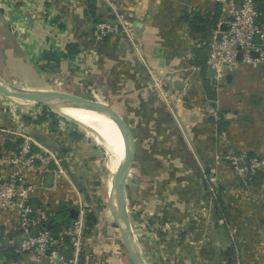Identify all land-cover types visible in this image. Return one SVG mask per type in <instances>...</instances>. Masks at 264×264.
Masks as SVG:
<instances>
[{
    "label": "crops",
    "instance_id": "1",
    "mask_svg": "<svg viewBox=\"0 0 264 264\" xmlns=\"http://www.w3.org/2000/svg\"><path fill=\"white\" fill-rule=\"evenodd\" d=\"M32 1L36 5L41 3L45 7L46 15L41 21H34L29 14H24L18 8L21 0L0 1L3 10L0 15L1 21L17 22L23 27V33H28L25 39L17 36L20 39L17 43L22 62L29 64L35 74L38 72L41 77L44 75L49 89L53 86L66 92L88 95L89 97H85L106 103L114 109L134 136L136 150L131 163H134V166L137 164L144 167H147L145 166L147 164L153 166V169L148 171L149 178L157 176L162 182H173L183 176L190 179L187 176L191 172L185 169L189 164H195L200 160L197 157H184L183 149L213 148L216 144H213L211 137L215 134L222 135L223 142L218 141L217 144L220 143L219 145L224 149L231 148L238 153L264 155V63L252 65L241 62L237 69L226 74L219 88H213L214 98L210 99L205 95L198 68L188 62L192 47L198 45L199 35L190 33L186 21L181 18L182 10L185 8L187 11H211L214 0H97L95 16L98 22L95 24L83 14L85 0ZM216 2L221 4L219 19H222L226 15V9L221 2ZM10 8L15 9L17 14L13 15L9 12ZM115 10L129 19L133 36L139 44V55L134 53L131 43L121 29H118V17L115 18L112 13L116 15ZM134 22L139 26L138 34L134 32L132 25ZM98 23L105 24L107 28L114 27L115 31L111 29L99 34L95 31ZM256 24L262 32L264 13L257 18ZM69 44H75V51L72 53L67 52L66 48ZM46 50L56 52L59 58L56 64L49 60L47 63L53 65L44 68L45 62L41 60L40 63L39 56ZM160 59L162 65L158 66ZM147 65L170 73L169 86L173 93L184 87L185 94L182 95L181 100L171 102V109L163 104L157 90L148 86L145 69ZM183 78L187 80L186 86L182 84ZM32 83L30 85H38L37 88L46 89L44 84L40 85L41 81ZM219 117L226 121V125L221 129L215 124ZM0 125L7 128L17 127L4 131L6 133L0 128L1 175L7 174L15 166L5 161L12 150L2 147L4 138H20L21 134L26 135L21 129L28 126L32 131L41 133L44 138L53 141L58 156L65 158L69 171L75 177L73 180L66 174L61 162L65 175L60 176L53 186H50V171H45L43 174L38 170L25 173V180L33 185L31 196L37 200L38 207L54 209L60 202L66 201L73 218L79 208H84L85 212L95 210L98 194L95 192V183H91L93 179L90 178L96 167L94 165L99 150L90 136L76 131L64 121L57 122L59 129L51 128L46 123L39 124L43 127L40 129L39 125L29 127L18 118L11 121L3 119L0 115ZM176 132L181 133L178 137L179 142L175 141L176 137L173 135L174 133L177 135ZM154 144L157 146L154 147L155 150L164 149L166 152L153 153V148L151 149L150 146ZM33 148L39 152H42L43 148L53 149L38 141L33 144ZM51 165L52 162H49V166ZM133 169L139 170V167ZM181 169H184L183 173L177 171ZM191 175L196 176L194 173ZM226 179L229 180L230 177ZM249 182L248 185H251L254 193L246 195L248 199H244L250 200L248 203L250 205L245 204L237 210L239 215L236 224L241 234L254 232L249 237L255 235L252 237L255 242L258 238L262 240L259 236L264 238V206L261 203H264V173L256 175L254 180L249 178ZM182 188L183 192H144L141 188L139 190L130 188L128 197L135 205L138 220L135 221L131 216L129 224L132 231L133 229L141 231L138 238L141 242L139 244L143 245L142 252L147 256L149 264H224L225 260L217 256L216 250L225 240L223 237H214V229L219 226L212 211L207 213L206 210L205 217L199 215L200 212L197 211L198 217L194 218L195 214L187 207L185 211L193 214L192 219L183 216L179 221L180 228L195 224V241L203 248L193 254L184 252L188 248L186 244L178 247L175 245L176 240L170 241L169 234H162L160 220L164 218L163 216L156 218L152 216L153 213H159L158 201L154 199L157 195L169 205L165 209L166 213L171 214L173 208L179 210L178 204L182 203L180 198L191 197L185 192L187 186ZM226 192L230 191L226 190ZM205 196L208 197V193ZM173 198L175 200H172ZM206 205L208 206L207 202ZM107 208L112 217L109 203ZM247 211L251 212V215L258 214L257 216L261 217L260 228L256 223L255 215L254 220L247 221ZM93 213L95 221L86 230L84 229L76 264L102 262L93 236L88 237L93 225L97 223L96 212ZM176 213L180 215L183 211ZM143 222L144 226H141ZM17 228L14 213L0 209V264H44L45 257L16 249ZM91 234L93 235V232ZM246 239L244 238V243ZM247 244L253 242L249 241ZM11 246H14L17 253L15 257L5 254V249ZM95 254H98V257H95ZM252 258L253 261L249 259L246 261L247 264L251 262L254 264L255 261L257 264H264V253L258 258Z\"/></svg>",
    "mask_w": 264,
    "mask_h": 264
},
{
    "label": "rangeland",
    "instance_id": "2",
    "mask_svg": "<svg viewBox=\"0 0 264 264\" xmlns=\"http://www.w3.org/2000/svg\"><path fill=\"white\" fill-rule=\"evenodd\" d=\"M21 1V5L18 8H20L22 12H24V14L30 13L28 9L29 6H27L26 3L31 2L32 0ZM214 1L216 2L218 0ZM2 11V7H0V15L2 14ZM8 11L11 12L13 15L17 14V11H15V9L13 8L8 9ZM112 13L113 16L116 18L114 12ZM115 13L119 16L121 21H127V24L124 25L130 26L128 22L129 19H127L123 13L117 10H115ZM30 18L33 19V17ZM117 25L118 29L120 28L122 31L120 24L117 23ZM59 27L61 26L59 25ZM122 33L124 32L122 31ZM27 34L28 33L26 32L23 33V27L21 25H18L17 22L7 21L6 23H4L1 21L0 18V77L7 83L17 88H37L38 85H30V83H36L37 81H41L40 85L44 84L46 88H49V85H46V79L44 78V75H42L41 77L38 72L37 74H35L36 72H33V70L30 69V65L27 63H23L21 60V55L18 52L19 46L17 43V40L20 39L17 36H22L25 39V36ZM42 43L44 45V40ZM259 47L262 51H264V29L262 30V39L260 41ZM40 57L41 55L39 56V62L41 63L42 59ZM263 63L264 58L261 63H258L256 65ZM161 71L163 70L161 69ZM209 81L210 87L212 89H217L219 88L221 83L224 82V79L220 80L216 84H214L212 80H210V78ZM48 83L50 82L48 81ZM50 88L61 90L58 89L59 87L51 86ZM85 96L88 95H84V97ZM205 110H203L204 114H206ZM43 111L53 116L51 118H44L42 121L36 123V115H39ZM0 115L3 117V119H8L11 121L17 120L18 118L21 122L23 121V124L29 125V127H35L39 124L44 125V123H46L47 125L49 124L51 128H57V122L64 121L66 123H69L71 127H73V129H75L76 131L83 132L88 135V137L90 136L89 138L96 143L95 146L98 148L99 153L96 157L97 162L94 165L96 167L94 168L92 176L90 178L91 180L93 179L91 183H95V192L98 194L95 200L97 207L95 208V210L93 209V212H96L97 223L96 225H93L94 228L92 227L93 230L91 229L90 231L91 233L93 232V235L89 233L88 237L93 236L94 242L97 244L96 248L99 249L98 251L102 260L101 264H132L128 253L126 252L122 244L119 230L113 218L110 216V212L107 208L108 202L106 200V195L109 187L108 183L113 175L112 167L109 166L110 155L112 154V150H114L115 146L107 142L105 139L98 137L94 129L86 128L84 125L65 116L63 113L58 112L56 108L51 107L47 104L45 105L39 102L12 98L0 94ZM52 118H54L55 120L53 125H51V121H53ZM43 121L45 122L42 123ZM39 127L40 129L43 128L41 125H39ZM0 128H3L4 132L7 130H13V128L16 129L17 127L11 126L10 128H7L6 126L0 125ZM45 129L48 130V127L45 126ZM51 130L54 131L56 129ZM57 131L60 132L61 130ZM176 133L177 135L175 133L173 135H175L176 137L175 141L179 142L178 137L181 136V133ZM107 135L109 134L107 133ZM211 139L213 144H216L213 148L201 147L198 149H183L184 157H197L200 160L195 164H189V167L185 169L189 170L191 174H196V176H193L187 173V177H190L191 180L187 179L186 176H183L182 178L177 179L173 182H162L158 179L157 176H151L152 178L148 177V171L152 170L153 166H149V164L145 165L147 167H144V165L140 164L134 166V163H131L130 167H128L127 169V178L125 179V183L123 186L125 214L127 216L128 222L129 220L131 222V216L133 217L132 219H135L136 221L138 212H135V205L133 204V201H131L128 197V192H130V188L135 190H139L141 188L144 190V192H183L182 186H187L185 192H188L191 197L180 198V200L182 201L181 204H178V208L180 209L178 210L177 208H173L171 214L165 212V209L169 205L163 202L164 199L159 198L158 195V197H154V199H157L158 201L157 203L159 213H153L152 216L154 218L160 215L164 217L160 220V230L162 234H169L171 236L170 241L176 240V244H174L178 247H180V245L182 246L183 244H186L188 248L185 249L184 252H191V254L196 253L197 250H200L201 248H203V246L195 241V224L180 228L179 221H181V218L183 216L192 219V215L195 214L194 218H196L195 216L198 217V215L196 214L197 211L200 212L199 215H201L202 217H205L207 215L206 210L207 213L209 211H212L219 226L215 227L214 229V237H223L226 242H224L223 245H221L220 243V245L218 246V250H216L217 256L220 259L222 258L221 260H225L224 264H247V260L250 259L251 261H253L252 257L258 258L260 257L261 253H264V238L262 236H259L262 238V240L258 238L255 239L254 242V239L252 237H254L255 235L249 237L251 234H254V232L250 231L246 235L244 233L241 234L239 232V229L236 224V218L239 215V213H237V210L245 204L247 206L250 205L248 204L250 200H244L248 199L246 195H251L252 193H254V190L252 189L251 185H248L250 183L248 174L253 173L255 175H260L261 173H264V155H261L260 153H238L233 151L231 148L224 149L221 147V145H219L220 143L217 144L218 141L223 142L222 135L219 134L212 135ZM155 146L156 144L150 146L151 149L153 148L154 150H152L153 153L155 152L161 154L166 152V150L164 149L155 150ZM253 156H255L258 160L257 164L254 165L253 170H250L248 168L249 158ZM91 158L94 157L91 156ZM133 167H139V170H135L133 169ZM183 170L184 169L177 171H181L183 173ZM192 176L193 178H191ZM227 177H230V179H226ZM153 178L156 180H154ZM226 190L230 192L225 193ZM201 192H204V194ZM207 193L208 197L205 196ZM217 195L220 196L219 200L216 199ZM255 196L257 197L258 195ZM172 200H175V198H173ZM199 200L201 202H199ZM206 202L208 203V206L206 205ZM261 203L264 206V203ZM132 205L134 206L133 208ZM187 207L188 210L191 211L193 214L185 211V208ZM176 211H183L182 214L184 215H177ZM249 211H247V221L254 220L255 215L257 217L256 223L257 225H259L260 228V225H262L261 217H258V214L252 213L253 215H251V212ZM148 212L149 210L147 211V213ZM142 225L144 226V222L141 224V226ZM133 231L132 239L139 245L142 252L144 250L143 245L139 244L141 242H139L140 239L138 238L141 231H136L135 229H133ZM257 231H260V229H257ZM244 238H247L245 243ZM249 241L253 242V244H247ZM95 257H98V254H95ZM251 264H253V262H251ZM254 264H257V262L255 261Z\"/></svg>",
    "mask_w": 264,
    "mask_h": 264
},
{
    "label": "built area",
    "instance_id": "3",
    "mask_svg": "<svg viewBox=\"0 0 264 264\" xmlns=\"http://www.w3.org/2000/svg\"><path fill=\"white\" fill-rule=\"evenodd\" d=\"M218 1L226 9V15L224 18L218 19L215 28L209 34L205 59L206 69L207 67L213 68V75L209 78L214 84L223 80L226 73L237 69L241 62L256 65L261 63L264 58V51L259 47L262 32L258 25L253 23V18H258L261 14L256 8L255 2L253 0ZM26 5L29 6V17H33L34 21H41L45 18L46 11L43 4L36 5L31 1ZM115 16L118 17V22L131 43L134 53L139 55V44L133 36L131 26L124 25L127 23L121 21L117 14ZM220 23H224V30H219ZM111 29L115 31L114 27L107 28L102 23H98L95 27V31L99 34ZM256 32L259 34L257 43L252 40L253 34ZM250 51H256L257 56H250ZM145 69L150 86L157 90L163 104L171 109V102L181 100L182 95L185 94L184 87L173 93L169 86L171 80L169 72L148 65L145 66ZM181 81L183 86H186V78ZM35 143L36 141L31 136L21 134L16 150L6 157L5 161L15 166L7 174H0V209L14 213L16 226L21 233L17 242L18 250L45 257L44 264H76L78 247L85 228L84 208L77 210L75 217L64 229L58 231L57 234H52L48 229L38 227L45 216V208H32L28 203L33 185L25 180V173L38 170L43 174L45 171H50V186L55 185L58 178L65 175L57 151L43 148L42 152H39L33 148ZM257 160L255 156L249 158L248 168L250 170H253ZM49 162H52L53 166H49ZM35 226L37 227L33 230ZM63 235L70 237L69 243L64 242ZM67 246L70 250L66 253L63 248ZM142 253L147 259L145 253Z\"/></svg>",
    "mask_w": 264,
    "mask_h": 264
},
{
    "label": "water",
    "instance_id": "4",
    "mask_svg": "<svg viewBox=\"0 0 264 264\" xmlns=\"http://www.w3.org/2000/svg\"><path fill=\"white\" fill-rule=\"evenodd\" d=\"M257 9L263 11L264 10V3L261 1H257L255 3ZM237 8V6H235ZM253 23H257V18H253ZM134 32L138 34L139 29L137 27L138 24L134 22L133 24ZM219 30H224L225 25L224 23L219 24ZM253 42L259 41V34L256 32L253 34L252 37ZM239 54L237 57L239 58ZM250 56L255 57L257 56L256 51H250ZM162 65V60L160 59L158 62V66ZM207 77H211L213 75V68L207 67L206 69ZM148 86H150L148 81ZM151 87V86H150ZM0 94L9 96L12 98L27 100V101H34L45 104L51 101L57 102H68L72 104H81L86 105L94 110L100 111L105 113L112 121H114L117 130L120 135L121 145H122V155L118 160L115 169L113 171V177L111 179V184L108 188V192L106 195L107 202H110L113 197L116 196L118 201V212L115 207L109 205L112 218L119 230V234L122 240V244L128 253L130 261L132 264H147V259L143 255V253L138 249L137 243L132 239V229L128 222L127 216L125 214L124 209V192L123 186L125 183V179L127 178L126 172L127 169L133 159L134 150H135V143H134V136L132 135L128 125L122 119V117L112 109L108 104L87 98L75 93L66 92L63 90H56V89H49V88H31V89H24V88H17L13 85H9L0 80ZM21 131L31 136L34 140L42 143L45 146L52 147L53 149L57 150V147L53 144V141L50 139L44 138L41 133L34 132L28 127H24ZM60 162L63 168L73 180H75L74 174L69 171L67 166L66 160L63 156L60 157ZM32 208H35V204L31 205Z\"/></svg>",
    "mask_w": 264,
    "mask_h": 264
},
{
    "label": "trees",
    "instance_id": "5",
    "mask_svg": "<svg viewBox=\"0 0 264 264\" xmlns=\"http://www.w3.org/2000/svg\"><path fill=\"white\" fill-rule=\"evenodd\" d=\"M255 3L257 1H263L264 0H253ZM97 0H85V8L83 9V14L88 16L91 19V22L93 24L97 23L98 20L95 16V8H96ZM260 13H264V10L261 11L258 9ZM221 15V4L218 2H215L213 5V9L211 11L206 12H198V11H187L185 8L182 10L181 18L186 21L187 26L189 28V31L191 34L199 35V41L198 45L192 47L190 51V58L188 59V62L196 66L199 70V75L202 80V84L204 87L205 95L207 98L213 99L214 98V91L210 87L209 84V77L206 75V65H205V59L207 56V41L209 34L211 31L215 28L216 23ZM67 52H74L75 51V44H69L67 46ZM41 59L44 60L43 67L46 68L51 67L53 63L56 64L59 54H57L54 51L46 50L42 52ZM49 60L53 61V63H47ZM53 115H49L47 112H41L39 115H36V123L42 121L44 118H51ZM53 121H51V125L54 124V118H52ZM215 124L218 129L223 128L226 125V121H224L221 117L215 121ZM49 125V124H48ZM51 127V126H50ZM70 135H74L73 133H70ZM76 135V134H75ZM77 136V135H76ZM20 141L19 137H12V138H4L2 142V147L5 149H11L12 152L16 150L17 145ZM63 151V149H61ZM250 154V153H248ZM248 177L250 179H255L256 175L253 173H249ZM217 200L220 199V196L217 195ZM28 203L30 205L35 204V206H39L37 200L35 197L30 196L28 198ZM66 201H62L59 203L57 207L54 209L45 208V216L40 221V224L38 227H43L48 229L52 234H57L58 231L64 229L73 219L72 214L70 213L69 207L66 205ZM95 221V216L92 210H87L84 215V223H85V230ZM35 226L33 230L36 228ZM16 232H18V240L21 237L20 229L17 228ZM17 240V242H18ZM63 240L65 243H69L70 237L68 235H63ZM16 249H17V243H16ZM70 248L67 246L66 248H63L64 252H69ZM6 256L15 257L17 256L16 251L14 250V246L8 247L5 249Z\"/></svg>",
    "mask_w": 264,
    "mask_h": 264
},
{
    "label": "bare ground",
    "instance_id": "6",
    "mask_svg": "<svg viewBox=\"0 0 264 264\" xmlns=\"http://www.w3.org/2000/svg\"><path fill=\"white\" fill-rule=\"evenodd\" d=\"M0 80L7 83L1 77ZM46 104L56 108L58 112L63 113L65 116L84 125L86 128L94 129L98 137L103 138L107 142L113 144L115 148L114 150H112V154L110 155L109 166H111L112 170L114 171L115 166L122 155L121 139L114 121H112L105 113L94 110L86 105L72 104L64 101L63 102L51 101V102H47ZM107 133L109 135H107ZM111 179L108 183V186H110L111 184ZM108 203L109 205L115 207L118 212L119 206L116 196L113 197V199ZM137 247L141 251V248L139 247L138 244ZM147 264H149L148 261Z\"/></svg>",
    "mask_w": 264,
    "mask_h": 264
}]
</instances>
